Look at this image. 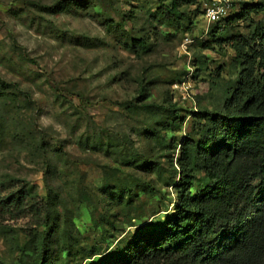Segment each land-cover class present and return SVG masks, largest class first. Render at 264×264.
Returning a JSON list of instances; mask_svg holds the SVG:
<instances>
[{"label": "rangeland", "instance_id": "obj_1", "mask_svg": "<svg viewBox=\"0 0 264 264\" xmlns=\"http://www.w3.org/2000/svg\"><path fill=\"white\" fill-rule=\"evenodd\" d=\"M58 1L0 0V264H96L171 215L184 142L224 108L243 70L232 45L264 20L222 26L218 44L208 0L178 2L172 25L160 0L46 9Z\"/></svg>", "mask_w": 264, "mask_h": 264}, {"label": "trees", "instance_id": "obj_2", "mask_svg": "<svg viewBox=\"0 0 264 264\" xmlns=\"http://www.w3.org/2000/svg\"><path fill=\"white\" fill-rule=\"evenodd\" d=\"M74 1L46 9L61 12ZM160 1L165 22H179L176 5L184 0L171 6ZM261 12L264 3H245L239 13L233 8L212 23L209 36L219 44L226 40L220 29ZM213 41L203 48L213 49ZM132 45L145 42L133 39ZM232 46L243 67L241 80L227 89L223 109L199 113L207 125L202 138L185 140L174 211L96 264H264V20ZM8 206L0 197L1 215L10 212Z\"/></svg>", "mask_w": 264, "mask_h": 264}, {"label": "built area", "instance_id": "obj_3", "mask_svg": "<svg viewBox=\"0 0 264 264\" xmlns=\"http://www.w3.org/2000/svg\"><path fill=\"white\" fill-rule=\"evenodd\" d=\"M235 0H208L203 6V15L209 23L228 17Z\"/></svg>", "mask_w": 264, "mask_h": 264}]
</instances>
